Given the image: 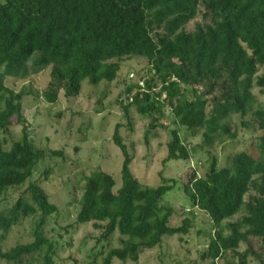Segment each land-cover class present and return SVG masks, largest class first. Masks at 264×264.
<instances>
[{
  "label": "trees",
  "instance_id": "16d2710c",
  "mask_svg": "<svg viewBox=\"0 0 264 264\" xmlns=\"http://www.w3.org/2000/svg\"><path fill=\"white\" fill-rule=\"evenodd\" d=\"M133 57L145 60L150 76L139 84H129L127 77L118 105L129 131L131 108L142 118L167 116L175 126L162 166L190 160L181 128L192 137L200 134L201 147L207 148L238 140L241 133L255 135L254 154L237 153L223 168L212 159L203 176L190 172L181 191L212 226L201 262L216 264L230 254L239 264L248 258L264 264V0H0V262L62 264L58 253L70 248L78 227L90 224L99 232L96 245L106 244L95 260L139 264V256L160 247L163 238L187 236L193 229V214L182 213L172 224L176 210L163 204L175 180L160 172L159 184L148 187L133 176L134 158L120 137L121 123L112 137L123 157L120 184L100 168L84 177L81 196L68 204L76 208L74 222L57 228L59 210L43 189L52 168L39 165L62 159L63 151L32 143L22 112V100L31 92L5 85L49 69L50 82L40 96L53 105L60 92L78 97L83 82L93 87L114 82L122 62ZM157 118L144 133L146 145L150 130H167ZM15 125L21 126L16 141ZM25 184L11 202L6 199L8 191ZM26 220L31 242L4 251L3 243ZM115 233L120 246L110 249Z\"/></svg>",
  "mask_w": 264,
  "mask_h": 264
},
{
  "label": "rangeland",
  "instance_id": "374dc122",
  "mask_svg": "<svg viewBox=\"0 0 264 264\" xmlns=\"http://www.w3.org/2000/svg\"><path fill=\"white\" fill-rule=\"evenodd\" d=\"M199 21L200 18L190 23L186 30L191 31L194 24ZM144 68H146V62L143 58L133 57L131 60H125L121 64L120 76L114 82H101L96 87L83 82L78 97L66 98L63 92H60L58 101L53 105L45 104L40 96L50 82L49 69L30 76L27 80L8 79L5 85L16 93L31 92L22 100V112L31 127L32 143L41 149L63 151L62 159L42 161L39 165V169L45 166L52 168V177L43 185V189L50 202L59 210L57 228L58 226L63 228L74 222L76 208L68 204L72 199H78L81 196L84 177H88L100 168L103 172L112 175L117 184H120L119 173L123 157L114 145L112 137L115 126L121 123L124 126L119 130L120 137L129 154L134 158L130 165L133 176L141 185L148 187H156L159 184L160 172L163 177L175 180V188L163 199V204L176 210L172 224H176L177 217L182 213L194 216L193 229L187 236L163 238L160 247L144 251L139 256V264H210L207 261L201 262L200 255L207 249V236L212 234V226L206 214L191 209L189 200L181 191V185L193 170L198 177L203 176L212 159L216 160L218 168H223L229 165L231 157L237 153L254 154L252 144L255 135L250 132L241 133L242 137L238 140L226 139L222 143H215L213 148H207L201 147L200 134L192 137L181 128L179 135L182 140H185L184 144L187 148L192 151L191 158L187 162L169 161L162 166L166 158V146L170 141V131L175 129V126L170 125L167 116L157 118L153 115L142 118L131 108L132 131H129L125 128L126 121L118 105V99L122 97L121 94L128 83H143L146 74L150 76L149 73L144 72ZM127 77L130 79L129 82ZM253 93L262 103L263 97L258 90H253ZM156 118L158 125L167 127V130L160 127L150 130L148 145H146L144 133L152 119ZM20 131L21 126L15 125L11 128L13 140L20 138ZM25 187L26 184L22 188L8 191L6 199L11 202V199L16 198ZM239 217L240 215L236 216L231 222ZM30 234L31 222L26 220L17 228L16 233L10 235L3 243V250L7 251L19 243L31 242ZM72 235L70 248L66 247L59 252L58 260L62 264H101V257L94 259L102 245L106 247L105 243L96 245L99 232L95 231L90 224H86L78 227ZM70 236L68 234L65 237L67 239L61 244L68 241ZM113 236L109 244L110 249L120 246L118 234L115 233ZM250 245L258 253L256 243L250 242ZM245 248L246 245L242 244L239 252L242 253ZM231 256L228 254L224 260H219L216 264L226 262L239 264L237 258ZM0 264L4 263L0 262ZM112 264L123 263L115 260ZM125 264L132 263L128 261ZM246 264H258V262L248 258Z\"/></svg>",
  "mask_w": 264,
  "mask_h": 264
}]
</instances>
